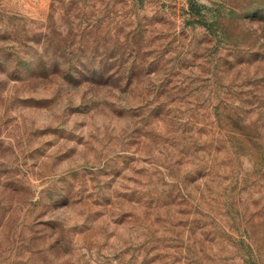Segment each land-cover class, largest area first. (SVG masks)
Returning a JSON list of instances; mask_svg holds the SVG:
<instances>
[{
    "label": "rangeland",
    "instance_id": "374dc122",
    "mask_svg": "<svg viewBox=\"0 0 264 264\" xmlns=\"http://www.w3.org/2000/svg\"><path fill=\"white\" fill-rule=\"evenodd\" d=\"M190 1L0 0V264H264V0Z\"/></svg>",
    "mask_w": 264,
    "mask_h": 264
},
{
    "label": "trees",
    "instance_id": "16d2710c",
    "mask_svg": "<svg viewBox=\"0 0 264 264\" xmlns=\"http://www.w3.org/2000/svg\"><path fill=\"white\" fill-rule=\"evenodd\" d=\"M207 4L205 2H201L199 0H191L189 3V11L198 17L199 20L203 21L204 23L208 22V18H207V10H206ZM84 68H78L77 71H80L82 73H88L87 75L90 74V77H87L88 79H94L97 78L96 77V73L100 72V73H108V75L113 74L117 71H119V67H113L112 66L110 68H99L100 65L98 64H86L85 66H83ZM102 67V66H101ZM229 130L234 131L235 133H238L240 135H244V136H248L247 138H256V137H260V134H247L244 132V130H241L240 128H238V126H232L229 127ZM264 152V150H263Z\"/></svg>",
    "mask_w": 264,
    "mask_h": 264
}]
</instances>
